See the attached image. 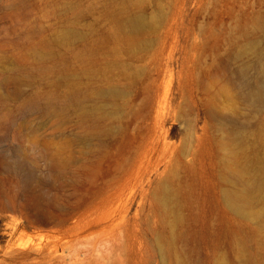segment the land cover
I'll return each mask as SVG.
<instances>
[{
	"label": "rangeland",
	"instance_id": "rangeland-1",
	"mask_svg": "<svg viewBox=\"0 0 264 264\" xmlns=\"http://www.w3.org/2000/svg\"><path fill=\"white\" fill-rule=\"evenodd\" d=\"M256 51L264 0H0V264H264Z\"/></svg>",
	"mask_w": 264,
	"mask_h": 264
},
{
	"label": "bare ground",
	"instance_id": "bare-ground-1",
	"mask_svg": "<svg viewBox=\"0 0 264 264\" xmlns=\"http://www.w3.org/2000/svg\"><path fill=\"white\" fill-rule=\"evenodd\" d=\"M132 27L133 30L136 31L140 27V22H134L132 24ZM260 53V51H256V56L259 57L257 60L258 63H256L259 64L260 67L264 68V59L260 57ZM244 73L242 72V75H244ZM253 85L254 86L249 87L248 93L245 94L244 99L247 101V104H250L252 106H259L260 104L264 103V85L260 83H255ZM230 173L231 171L225 172L223 176L226 180L230 181L235 186V189H227L225 191V197L227 199L228 206L236 210L238 213L248 214L251 206L254 204V201L252 199L253 187L252 185L246 186L244 184V181L241 179V175H236L235 177L231 178L229 177V175L231 176ZM18 226V224H14V226L11 228L12 231L18 230ZM160 239L161 238H159L157 245L162 254L166 255L168 251L164 248V245L162 244V241ZM4 248L6 250L3 252L4 254L2 256L7 261L11 260L20 264L31 261H40L44 262V264H60V259H57L54 255H52L54 256L52 257L50 254H46L43 246H38L34 249V246L33 248H30L29 246L23 245L18 246L17 250H13L15 249L14 247L12 248V246L10 247V245H6Z\"/></svg>",
	"mask_w": 264,
	"mask_h": 264
}]
</instances>
